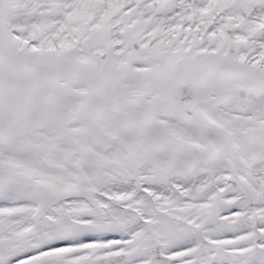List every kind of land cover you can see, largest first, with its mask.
<instances>
[{
    "label": "snow or ice",
    "instance_id": "obj_1",
    "mask_svg": "<svg viewBox=\"0 0 264 264\" xmlns=\"http://www.w3.org/2000/svg\"><path fill=\"white\" fill-rule=\"evenodd\" d=\"M0 264H264V0H0Z\"/></svg>",
    "mask_w": 264,
    "mask_h": 264
}]
</instances>
